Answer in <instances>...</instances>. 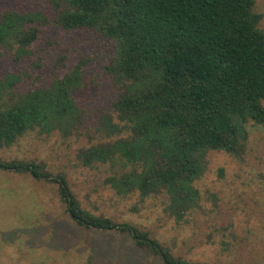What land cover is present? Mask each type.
Masks as SVG:
<instances>
[{
	"label": "trees",
	"instance_id": "16d2710c",
	"mask_svg": "<svg viewBox=\"0 0 264 264\" xmlns=\"http://www.w3.org/2000/svg\"><path fill=\"white\" fill-rule=\"evenodd\" d=\"M46 1L50 16L0 15V59L8 53L36 66L33 58L50 25L91 30L110 41L115 52L104 69L121 91L113 103L117 124L105 116L103 129L124 135L82 148L76 158L87 168L107 165L112 176L104 184L118 196H161L169 201L164 212L183 220L199 202L194 183L208 152L240 158L250 126H264V31L254 1ZM87 64L61 54L48 79L33 77L25 91L18 89L21 73L0 77V150L33 131L65 138L76 133L82 115L75 94ZM0 169L56 184L66 215L79 227L128 235L162 264H204L174 258L136 227L83 209L63 175L23 161L0 159Z\"/></svg>",
	"mask_w": 264,
	"mask_h": 264
},
{
	"label": "rangeland",
	"instance_id": "374dc122",
	"mask_svg": "<svg viewBox=\"0 0 264 264\" xmlns=\"http://www.w3.org/2000/svg\"><path fill=\"white\" fill-rule=\"evenodd\" d=\"M253 1L264 31V0ZM5 11L53 14L46 0H0V15ZM114 52V45L94 31L50 25L33 58L36 66L31 59L15 62L12 54L3 55L0 77L21 73L19 91L27 90L33 77L48 79L61 54L69 62L85 59L88 64L84 84L75 94L82 115L77 132L66 138L58 132H29L1 149L0 159L33 162L44 172L63 175L83 209L136 227L174 258L204 264H264V126H250L240 158L208 152L205 170L194 183L199 202L181 221L164 212L169 205L165 198L118 196L104 184L112 176L107 165L87 168L78 162V150L124 135H109L103 129L105 116L117 124L113 103L121 88L104 69ZM0 264L162 262L128 235L77 226L66 215L56 184L0 169Z\"/></svg>",
	"mask_w": 264,
	"mask_h": 264
}]
</instances>
